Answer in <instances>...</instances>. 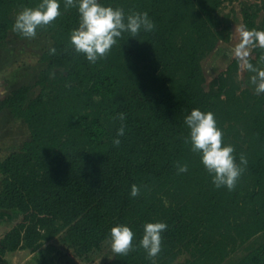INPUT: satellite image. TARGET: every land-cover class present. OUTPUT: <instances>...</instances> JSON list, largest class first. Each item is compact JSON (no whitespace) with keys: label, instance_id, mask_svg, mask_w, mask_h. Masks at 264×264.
I'll return each mask as SVG.
<instances>
[{"label":"trees","instance_id":"16d2710c","mask_svg":"<svg viewBox=\"0 0 264 264\" xmlns=\"http://www.w3.org/2000/svg\"><path fill=\"white\" fill-rule=\"evenodd\" d=\"M227 0H99L125 15L147 12L155 25L136 36L123 33L106 58L95 64L76 53L71 32L79 26L78 7L37 32L51 33L56 54H45L44 84L57 66L67 72L55 93L42 91L26 103L31 86L13 89L1 101L22 118L31 139L0 160V209H16L21 219L0 240V259L19 249L37 250L63 233L76 255L87 257L110 241L111 228L128 226L133 251L105 264H152L140 246L146 223L162 222L155 264H222L245 240L264 231V94L228 87L206 90L200 60L218 43L210 19ZM42 0H0V43L13 28L14 11ZM242 7L248 30L262 31L258 11L264 0ZM257 61L264 49L256 47ZM264 68V64H259ZM193 109L212 112L225 145L239 164L248 163L234 190L217 189L200 154L185 143V117ZM124 113L125 134L113 139ZM177 164H187L177 173ZM135 184L140 194L132 197ZM233 264H264V244Z\"/></svg>","mask_w":264,"mask_h":264},{"label":"rangeland","instance_id":"374dc122","mask_svg":"<svg viewBox=\"0 0 264 264\" xmlns=\"http://www.w3.org/2000/svg\"><path fill=\"white\" fill-rule=\"evenodd\" d=\"M261 1H224L209 20L219 41L200 60L203 86L206 90H217V81L224 75L223 81L228 83L229 89L238 88L239 92L248 89L255 93V86L250 81L254 74L242 70L240 60L234 56L233 50L240 42L239 33L235 28L244 25L242 7L252 6L251 10L256 12L258 8L255 5ZM18 12L20 10L11 15L14 20ZM258 12L257 23L264 31V11ZM52 44V35L46 31L37 32L34 39L23 37L14 32L13 28L8 32L6 39L0 43V103L13 89L23 85L31 86L26 103L44 90L55 93L58 88L56 80L66 74L65 67H55L44 84L38 83L48 64L45 54ZM250 55L251 63L261 67L256 59L255 48L251 49ZM30 139L31 131L27 123L15 116L10 108L0 109V160H4L13 152L21 151L25 142ZM2 187L3 176L0 174V192ZM21 217L22 213L16 209H0V240ZM62 236L63 233L34 251L27 248L7 252L3 259H0V264H105L115 256L110 241H107L101 251L80 257L62 241ZM262 244L264 231L242 242L222 264H233ZM187 258L188 255L183 253L172 264H181Z\"/></svg>","mask_w":264,"mask_h":264},{"label":"clouds","instance_id":"9594fccd","mask_svg":"<svg viewBox=\"0 0 264 264\" xmlns=\"http://www.w3.org/2000/svg\"><path fill=\"white\" fill-rule=\"evenodd\" d=\"M78 7L80 17L78 28L70 34V42L76 53L83 54L93 64L98 59L106 58L110 50L122 38L123 33L136 36L141 30L151 32L155 25L147 12L132 11L125 15L121 7L103 6L99 0H65L64 8L67 10ZM61 5L58 0H42L36 7H23L16 15L13 31L28 39H34L37 28L52 24L60 15ZM240 42L233 50V54L240 60L242 70L253 73L250 77L251 84L255 86V94L264 93V68L251 63V49L256 47L264 49V31L248 30L243 24L236 26ZM50 55L56 54V48H50ZM258 64H264V55L259 57ZM115 119L121 121V126L116 132L113 144L119 147V137L125 134L124 121L126 115L118 113ZM184 123L189 129V137L185 143L191 144V150L200 154L201 163L212 176V183L219 189L226 187L229 191L235 189L237 181L245 170L248 161L241 154L239 164L234 156V147L225 145L223 132L217 126L212 112H202L193 109L185 117ZM187 164H177V173H185ZM140 188L133 184L130 195L137 197ZM167 224L162 222L146 223L140 246L147 252L148 259L155 264V258L161 251V233L167 229ZM111 249L116 255L127 256L133 251L134 233L125 225H118L110 230Z\"/></svg>","mask_w":264,"mask_h":264}]
</instances>
